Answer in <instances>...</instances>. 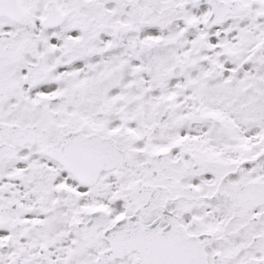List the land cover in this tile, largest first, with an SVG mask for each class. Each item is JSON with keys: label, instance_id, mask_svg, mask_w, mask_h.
<instances>
[{"label": "snow or ice", "instance_id": "obj_1", "mask_svg": "<svg viewBox=\"0 0 264 264\" xmlns=\"http://www.w3.org/2000/svg\"><path fill=\"white\" fill-rule=\"evenodd\" d=\"M0 264H264V0H0Z\"/></svg>", "mask_w": 264, "mask_h": 264}]
</instances>
